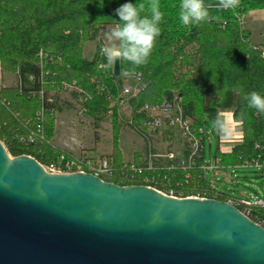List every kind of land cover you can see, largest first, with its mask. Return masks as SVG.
Instances as JSON below:
<instances>
[{
	"label": "trees",
	"instance_id": "obj_1",
	"mask_svg": "<svg viewBox=\"0 0 264 264\" xmlns=\"http://www.w3.org/2000/svg\"><path fill=\"white\" fill-rule=\"evenodd\" d=\"M140 2L0 0V72L17 76L15 85L0 86V140L11 156L29 155L42 165L62 154L70 158V153L52 144L61 109L56 95L68 90L73 101L80 104L81 115L89 116L97 125L111 123L112 152L108 158L115 172L103 179L121 186L173 190L183 197L237 200L214 186L203 170L205 134L213 128L219 142L223 133L213 127V121L217 116L224 120L223 112L231 111L241 122L243 141L231 152H221L218 147L214 162L220 167L264 163V115L250 109L245 99L252 91L264 95V45L254 44L242 23L250 11H264V0H240L235 10H219L217 0H205V4L213 5L210 20L191 27L178 19L179 0H160L164 12L161 34L147 64L133 67L120 62L121 75L115 76L113 66L106 68L101 54V30L119 23L115 10L122 4ZM89 41L95 42L91 58L84 55ZM128 80L136 86L126 115L130 126L149 142L150 134H166L168 128L175 127L168 122L150 127L148 121L155 113L145 106L179 104L203 142L201 156L194 164L185 150V168L175 159L174 168L128 171L131 162L124 161L120 147L124 118L120 102ZM66 84L72 88L66 89ZM132 162L142 164L141 153L135 152ZM236 207L244 210L243 205ZM249 217L264 226V206H253Z\"/></svg>",
	"mask_w": 264,
	"mask_h": 264
},
{
	"label": "water",
	"instance_id": "obj_2",
	"mask_svg": "<svg viewBox=\"0 0 264 264\" xmlns=\"http://www.w3.org/2000/svg\"><path fill=\"white\" fill-rule=\"evenodd\" d=\"M0 264H264V226L229 201L50 172L0 140Z\"/></svg>",
	"mask_w": 264,
	"mask_h": 264
},
{
	"label": "rangeland",
	"instance_id": "obj_3",
	"mask_svg": "<svg viewBox=\"0 0 264 264\" xmlns=\"http://www.w3.org/2000/svg\"><path fill=\"white\" fill-rule=\"evenodd\" d=\"M114 26H107L101 30L100 37L104 45L107 41L104 34ZM243 28L248 29L243 17ZM95 42L89 41L84 48V55L91 58L94 52ZM17 82V76L13 74L0 73V86H11ZM130 82L131 81H126ZM57 105L60 111L56 115V131L52 144L67 153L71 157L79 156L83 153L90 156H106L112 152V126L109 121L101 122L99 125L94 123L89 116L81 115L79 107L70 94L65 90L57 93ZM68 102L69 104H65ZM124 115L123 125L120 132V147L124 155V161H132L135 152L141 153V161L145 158L149 148H155L156 151L167 153L174 152L175 156H183L185 143L178 128H173L166 135L150 134V140L144 138L137 130L130 126L127 120L129 109L122 106ZM219 147L218 137L213 128L206 130L205 134V165L209 168L214 165V154ZM66 156V154H64ZM68 157V156H67ZM223 173L227 172L228 181L222 179L219 184L221 191L230 194L235 198H248L264 200V171L259 168L249 166H239L221 169ZM214 173V172H213ZM211 170H207L206 176L215 181V176ZM226 177V175H223Z\"/></svg>",
	"mask_w": 264,
	"mask_h": 264
},
{
	"label": "clouds",
	"instance_id": "obj_4",
	"mask_svg": "<svg viewBox=\"0 0 264 264\" xmlns=\"http://www.w3.org/2000/svg\"><path fill=\"white\" fill-rule=\"evenodd\" d=\"M239 6L240 0H217L215 4L219 10H235ZM211 7L213 5L205 4V0H179L178 19L185 27L199 26L210 20ZM115 12L119 23L105 32L107 43L101 48L105 67L111 68L117 60L133 67L146 65L161 34L164 12L160 0L124 3ZM245 99L250 109L264 115V95L252 91ZM213 127L226 136L230 134L227 121L219 116L213 121Z\"/></svg>",
	"mask_w": 264,
	"mask_h": 264
},
{
	"label": "built area",
	"instance_id": "obj_5",
	"mask_svg": "<svg viewBox=\"0 0 264 264\" xmlns=\"http://www.w3.org/2000/svg\"><path fill=\"white\" fill-rule=\"evenodd\" d=\"M65 88L66 89L72 88V85L66 84ZM122 91H123L122 92L123 98L120 104L122 106L129 108V97L132 94L136 93V86H133L128 82H125L122 87ZM145 108L155 113V116H153L148 121V125L150 127H161L164 126L165 122H168L169 125L178 128L185 143L184 151L185 150L187 151L188 159L192 161L194 164L195 158L201 156V153L203 151V142L202 139L198 137L195 134V131L191 128V121L183 116L180 105L174 104L173 106L167 105L162 107H158L154 105H146ZM223 116H224V120H226L228 123L230 134L227 136L222 134L219 137V149L221 152H231L235 145L243 141L244 132L242 129L241 122L235 120V118L233 117V113L231 111H224ZM175 159H179L180 161L179 166H182L183 168L187 166L186 160L184 159V153L182 157L178 158L175 156L174 152L162 153L156 151L154 147L153 148L150 147L145 158L142 160L143 165L142 164L136 165V163L129 161L131 163L128 171L141 172L144 169L151 170L154 167H158V166L174 168L176 167L173 163ZM43 166L45 167L46 170L54 173L90 172L101 178L102 176L111 177L114 175L115 172V167L112 161L108 157L90 156L85 153L70 158L62 154L58 158H56L53 162H50L47 165H43ZM245 166L259 168L262 171H264V163L260 164L258 162H250V163H246ZM218 167L219 166L214 162V165L209 168L206 165H204L203 170H215ZM145 180L148 181L149 178L146 177ZM163 193L177 198H183L181 194H176L173 190H169ZM186 197L203 198L195 195H190ZM229 202H231L235 206L243 205L244 210H242V212L247 216H249L250 210L253 206H264V200H262L261 198H258L257 200H250L248 198H244L240 200H229Z\"/></svg>",
	"mask_w": 264,
	"mask_h": 264
},
{
	"label": "crops",
	"instance_id": "obj_6",
	"mask_svg": "<svg viewBox=\"0 0 264 264\" xmlns=\"http://www.w3.org/2000/svg\"><path fill=\"white\" fill-rule=\"evenodd\" d=\"M245 22L248 26L247 31L250 33L252 42L257 45H264V11L263 10L250 11L245 15ZM65 104H69V103L65 102ZM224 168H230V167L219 166L217 169L212 171V173L214 172L213 174L215 176V181L213 182L212 180V184L218 188H219V184L222 182V179H224L225 181H228L229 179L227 178L228 173L227 172L223 173L221 171V169ZM223 175H226V177H223ZM230 198L237 200L244 199V198H235L232 196L229 197V199Z\"/></svg>",
	"mask_w": 264,
	"mask_h": 264
}]
</instances>
